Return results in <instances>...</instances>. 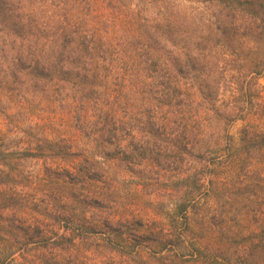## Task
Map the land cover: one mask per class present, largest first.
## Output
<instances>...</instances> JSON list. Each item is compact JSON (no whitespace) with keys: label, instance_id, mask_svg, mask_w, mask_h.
<instances>
[{"label":"trees","instance_id":"trees-1","mask_svg":"<svg viewBox=\"0 0 264 264\" xmlns=\"http://www.w3.org/2000/svg\"><path fill=\"white\" fill-rule=\"evenodd\" d=\"M262 76L264 0H0V257L58 261L26 248L47 205L18 188L3 145L16 122L34 123L26 150L50 168L62 158L71 179L59 264H264ZM50 92L72 123L58 139L39 124L52 123ZM110 161L151 185L173 172L171 206L123 203ZM76 189L117 213L85 229L68 207ZM93 232L118 261L90 255Z\"/></svg>","mask_w":264,"mask_h":264},{"label":"rangeland","instance_id":"rangeland-1","mask_svg":"<svg viewBox=\"0 0 264 264\" xmlns=\"http://www.w3.org/2000/svg\"><path fill=\"white\" fill-rule=\"evenodd\" d=\"M50 3V1H47L48 5H50ZM49 9L50 7L48 9L43 8L44 15L49 14ZM259 82L264 86L263 76L260 77ZM50 93L55 101L47 111L52 119V123L39 124H41V127L46 128L47 131L53 133L54 139H58L61 138L62 130L72 125V123H61V94H55L54 92ZM32 124L34 123H8L6 128H9L10 132L3 145H5L10 152L8 157L13 160L12 166L20 173L19 182L21 185L18 186V188L24 194L22 196L31 201L33 210L38 211L39 207L45 204L47 205L43 208L45 211L44 215L41 214V218L38 219L37 215H35V219H38L40 224L38 229L35 228V231H38L39 234L28 241L29 243L26 246L28 253L33 256L32 258L34 260L37 256L41 255L42 258L48 260L49 263L54 261L53 258L58 259L56 264H59L61 263V232L62 225H64V222L61 220V209L66 195L65 185H67V181L71 179L69 180L67 177L64 178L65 173L62 167V158L60 159L61 164L56 162V165L50 168L52 158L40 157L35 152H28L26 150L28 146L25 144L22 137L26 135ZM240 126L241 123L239 121L230 124L229 131L234 138L238 137V129ZM108 163L110 164L111 170L116 173L113 175L117 176L121 182L119 184V192L115 197H123V203H133L132 205L135 209L143 210L150 208L157 213L165 210L166 207L157 204L156 200L163 198V200L160 201H164L166 206H171L170 203H172L171 197L174 194V185L169 181V178L173 177V172L164 174L168 181L158 178V182L151 185L149 182H146L147 180L144 177H138L137 174L129 173L124 170L122 163L118 161H110ZM120 174H123L122 178L119 176ZM150 177L157 179L158 175H150ZM23 185H28V187H24ZM87 187L84 185V188ZM79 191L80 190L77 189L69 190L71 204H69L68 207H71L69 210L76 219L83 221L85 225H87L85 229L92 231L96 223L105 221L103 219L106 218V216L116 212L117 208L114 203L95 204L92 200L79 196ZM137 199H141L140 202H136ZM136 205H138L139 208L136 207ZM10 218L13 219V225H15L17 217L11 214ZM134 221L138 222L140 220L135 219ZM123 226L124 222L122 221L120 224H117L116 227L122 229ZM85 229H83V231ZM79 233H82V231H79ZM99 237L98 234L93 232L86 236V240L82 242V245L86 249L95 251L94 253L90 252V255L95 258L97 256L102 257V255H110V257H108L109 261H118L119 258L117 259L114 253L108 254L99 249ZM0 264L11 263L8 258L0 257Z\"/></svg>","mask_w":264,"mask_h":264}]
</instances>
